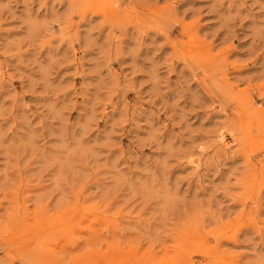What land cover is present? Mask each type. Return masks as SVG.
Instances as JSON below:
<instances>
[{"label":"rangeland","instance_id":"374dc122","mask_svg":"<svg viewBox=\"0 0 264 264\" xmlns=\"http://www.w3.org/2000/svg\"><path fill=\"white\" fill-rule=\"evenodd\" d=\"M0 264H264V0H0Z\"/></svg>","mask_w":264,"mask_h":264},{"label":"bare ground","instance_id":"6f19581e","mask_svg":"<svg viewBox=\"0 0 264 264\" xmlns=\"http://www.w3.org/2000/svg\"><path fill=\"white\" fill-rule=\"evenodd\" d=\"M70 233H71V231H70Z\"/></svg>","mask_w":264,"mask_h":264}]
</instances>
